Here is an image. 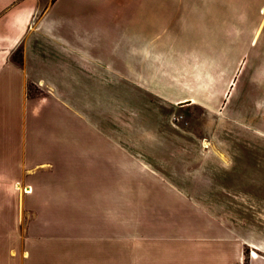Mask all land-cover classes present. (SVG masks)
<instances>
[{
	"label": "rangeland",
	"instance_id": "obj_1",
	"mask_svg": "<svg viewBox=\"0 0 264 264\" xmlns=\"http://www.w3.org/2000/svg\"><path fill=\"white\" fill-rule=\"evenodd\" d=\"M184 28L161 32L155 58L166 69L159 82L173 85L160 89L171 102L148 88H126L115 72L106 86L74 90L65 83L57 89L65 106L28 84L30 100L48 99L47 119L35 117L28 126L30 144L93 147L81 149V167L58 160L60 153L34 152L33 163L47 158L49 164H33L22 183L1 186L7 198L1 201L0 264H24L27 228L66 221L73 209L96 213L93 223L109 226L115 242L135 244L144 235L137 258L132 246H124L128 253L121 259L128 264H247L250 248L264 243V40L251 48L240 42L249 55L217 57L200 50V37ZM117 36L103 37V59L119 70ZM14 60L22 62L21 50ZM61 63L71 66V58ZM81 64L87 68L84 59ZM84 75L77 72V80L88 85ZM187 97L193 103L183 102ZM240 245L246 247L244 262L238 260ZM119 248L113 247L115 257Z\"/></svg>",
	"mask_w": 264,
	"mask_h": 264
},
{
	"label": "crops",
	"instance_id": "obj_2",
	"mask_svg": "<svg viewBox=\"0 0 264 264\" xmlns=\"http://www.w3.org/2000/svg\"><path fill=\"white\" fill-rule=\"evenodd\" d=\"M69 1L0 0V231L1 201L7 198L6 194L2 195L1 186L22 183L25 170L33 164L37 169L49 164L47 158L33 163L32 153H60L58 160L72 159L81 167V149L93 147L77 144L70 151L68 146L58 144H30L28 126L35 117L40 122L47 119L43 105L48 99L30 100L28 84L42 87L56 103L65 106L67 101L57 92L65 83L72 84L74 90L82 86H106L115 72L120 74L126 88H148L171 102L173 99L160 89L173 85L163 87L159 82L163 65L155 59L157 47L158 50L161 47L162 31L184 26L186 34L200 37V44L196 42L200 50L217 57L247 55L241 52L240 42H250L251 48L264 40V0H176L178 3L173 6L145 0ZM149 31L153 33L151 36L147 35ZM114 36L120 38L119 70L103 59L107 53L103 37L108 40ZM204 42L208 43L207 48ZM82 48L87 51L84 53ZM19 50L21 63L14 60ZM62 57H70L71 66L62 64ZM82 59L88 63L84 64L87 68H81ZM81 71L85 74L84 84L88 82V85L77 80V72ZM210 83L208 80V88L213 87ZM183 102L193 103V99L187 97ZM73 110L81 121L82 113ZM44 137L47 139L48 134ZM8 196L16 200V194ZM16 211L15 208L14 214ZM65 216L69 218L61 223L32 224L27 228L31 234L24 240V264H128L127 259H121L128 253L125 254L124 246H132L130 253L134 258L141 253L144 235L135 244L122 239L115 242L109 226L93 223L92 217L97 214L91 210H68ZM112 246L120 247L116 257ZM244 249L238 246L239 262L246 261L242 255ZM253 252L260 257L249 256L247 264H264V243L250 248V253ZM138 262L136 259L132 264Z\"/></svg>",
	"mask_w": 264,
	"mask_h": 264
},
{
	"label": "bare ground",
	"instance_id": "obj_3",
	"mask_svg": "<svg viewBox=\"0 0 264 264\" xmlns=\"http://www.w3.org/2000/svg\"><path fill=\"white\" fill-rule=\"evenodd\" d=\"M26 191H28V190H26ZM259 256H258V254L256 253V252H253L252 253V258H258Z\"/></svg>",
	"mask_w": 264,
	"mask_h": 264
}]
</instances>
